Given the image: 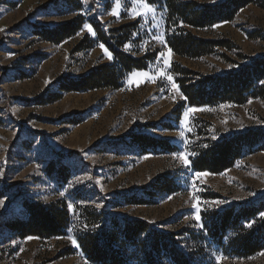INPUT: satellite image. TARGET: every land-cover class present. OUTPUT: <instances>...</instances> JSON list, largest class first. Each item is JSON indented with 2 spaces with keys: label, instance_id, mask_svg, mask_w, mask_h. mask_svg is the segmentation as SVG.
<instances>
[{
  "label": "rangeland",
  "instance_id": "374dc122",
  "mask_svg": "<svg viewBox=\"0 0 264 264\" xmlns=\"http://www.w3.org/2000/svg\"><path fill=\"white\" fill-rule=\"evenodd\" d=\"M182 1L214 7L234 0ZM77 18L83 23L74 36L51 41L49 30ZM91 21L104 31L137 23L123 50L154 58L147 69L128 73L118 89L64 90L113 63ZM186 29L204 39H229L232 49L193 60L169 55L165 12L144 0H0V264H92L78 242L91 210L118 223L149 222L173 235L175 247L194 264H264V249L249 257L230 252L228 237L240 229L237 224L221 243L210 235L225 211L236 217L261 208L239 220L244 228L264 217V98L190 106L172 73L173 63L213 78L264 63V0H251L230 21ZM160 52L165 56L158 58ZM248 72L254 81L260 77ZM257 132L252 144L240 145L229 169L214 174L192 168L193 158L212 143ZM140 135L169 147H143L135 139ZM28 200L64 202L71 216L64 234L41 240L10 231L6 221L22 216ZM135 257L128 261L137 263Z\"/></svg>",
  "mask_w": 264,
  "mask_h": 264
},
{
  "label": "trees",
  "instance_id": "16d2710c",
  "mask_svg": "<svg viewBox=\"0 0 264 264\" xmlns=\"http://www.w3.org/2000/svg\"><path fill=\"white\" fill-rule=\"evenodd\" d=\"M165 12L166 42L169 49L179 57L198 59L213 54L216 49H232L229 39H204L195 36L191 29H204L216 23L230 21L237 11L251 0H234L217 6H204L193 1L182 0H144ZM83 19L77 18L67 24L48 31L51 41L59 43L74 36L80 29ZM96 41L104 44L113 55V63L95 67L79 80L67 83L64 90L87 91L94 89H118L122 80L133 70H145L154 54L146 53L136 57L128 54L123 47L130 41L132 28L137 23L123 24L104 31L100 23L91 21ZM86 35L79 43L84 46ZM79 47V48H80ZM262 61H254L244 73L222 77H204L197 72L172 64V73L176 77L181 93L190 106H212L223 102L244 104L248 99L264 98V85H258L264 77ZM260 67V68H259ZM253 69L259 78L254 81L249 76ZM247 73V74H246ZM258 133L251 137L225 139L211 146L193 158L192 168L195 171L221 173L229 169L241 155V144H252ZM254 137V138H253ZM136 141L144 146L169 147L166 141L156 140L147 135H140ZM157 187V186H155ZM171 192L166 185L157 187ZM25 212L22 216L6 221L5 226L20 238L36 237L41 240L64 234L70 224L71 216L62 201L44 203L41 201H24ZM243 211L234 217L232 211H225L216 220L212 238L221 243L231 226L238 225L239 230L228 237L227 247L231 253L239 257H249L264 249V217L249 228L239 223L241 218H249L261 208ZM85 228L78 235L80 250L92 264H134L128 261L136 256L135 264H159L166 258L165 264H194L187 254L178 250L171 241L173 235L160 232L143 220H124L118 223L115 217L104 214L96 215L94 211H86L83 217Z\"/></svg>",
  "mask_w": 264,
  "mask_h": 264
},
{
  "label": "snow or ice",
  "instance_id": "6c2138e0",
  "mask_svg": "<svg viewBox=\"0 0 264 264\" xmlns=\"http://www.w3.org/2000/svg\"><path fill=\"white\" fill-rule=\"evenodd\" d=\"M145 7H148L147 4H145ZM148 10H151V8H148ZM113 14H117V13H113ZM137 14L138 15H142V13H137ZM85 27H88L89 28V31H91V28L88 25H85ZM157 39H159L161 41V43H163V40H162L161 37H157ZM101 47H103V45H101ZM125 47L128 48L129 46L126 45ZM170 54H171V50H169V55ZM164 56H165V53L164 52H160L158 54V58L159 57H164ZM109 58L111 59V56ZM165 63H167V61H165ZM168 78L171 80V77H168ZM173 87L175 88L176 85L173 84ZM189 111H196V109H189ZM181 136H183V133H181ZM179 158L183 161V163H184V165L186 167L189 166L190 161L187 159L186 154H183V153L179 154ZM196 175L199 176V175H203V174L197 173ZM69 208L71 209V205H69ZM197 219H199V218L197 217Z\"/></svg>",
  "mask_w": 264,
  "mask_h": 264
}]
</instances>
